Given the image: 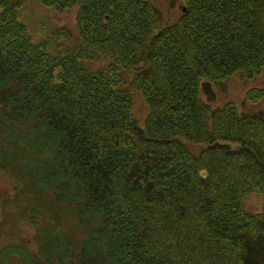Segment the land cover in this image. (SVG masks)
I'll return each mask as SVG.
<instances>
[{
  "label": "trees",
  "instance_id": "obj_1",
  "mask_svg": "<svg viewBox=\"0 0 264 264\" xmlns=\"http://www.w3.org/2000/svg\"><path fill=\"white\" fill-rule=\"evenodd\" d=\"M22 1L0 0V125L28 117L56 156L51 173L71 165L96 229L114 237L104 258L264 264V118L213 109L200 88L264 69V0H179L173 24L145 0H40L75 10L76 42L65 27L34 42ZM134 93L147 108L141 127ZM182 139L206 146L194 154ZM250 194L261 212L244 209Z\"/></svg>",
  "mask_w": 264,
  "mask_h": 264
},
{
  "label": "rangeland",
  "instance_id": "obj_2",
  "mask_svg": "<svg viewBox=\"0 0 264 264\" xmlns=\"http://www.w3.org/2000/svg\"><path fill=\"white\" fill-rule=\"evenodd\" d=\"M145 1L158 8L168 24L179 19L185 6L179 0ZM75 13H57L40 0H23L20 20L34 42L48 41L52 31L62 27L74 34L76 42ZM48 50L53 52L54 46L49 44ZM107 63L103 60L87 66L95 71ZM123 73L128 86L131 73ZM212 88L216 102L210 104L211 108L230 105L239 115L260 114L264 118V69L253 78L232 74ZM132 115L141 127L147 108L139 93L133 94ZM30 122L28 117L12 116L0 125V264H115L113 258H104L110 249H116L110 229V233L96 229L100 222L95 218L100 214L88 207L82 183L74 176L71 165L63 161V171L51 173L56 156L50 150L48 156L45 146L35 138L40 127L30 130ZM18 127L20 134L14 130ZM182 141L194 154L206 146ZM229 145L236 148L239 143ZM38 182L40 186H36ZM243 206L249 213H259L262 197L250 194ZM68 241L74 245L69 246ZM72 247L76 250H70Z\"/></svg>",
  "mask_w": 264,
  "mask_h": 264
},
{
  "label": "water",
  "instance_id": "obj_3",
  "mask_svg": "<svg viewBox=\"0 0 264 264\" xmlns=\"http://www.w3.org/2000/svg\"><path fill=\"white\" fill-rule=\"evenodd\" d=\"M201 90L203 92V95L206 98V101L208 103H214L216 100V94L212 89L210 82H202L201 83Z\"/></svg>",
  "mask_w": 264,
  "mask_h": 264
}]
</instances>
